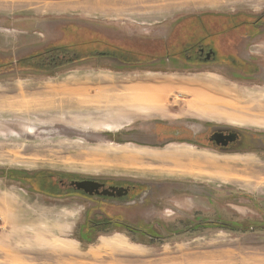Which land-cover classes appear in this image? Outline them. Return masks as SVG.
<instances>
[{"label":"rangeland","instance_id":"rangeland-1","mask_svg":"<svg viewBox=\"0 0 264 264\" xmlns=\"http://www.w3.org/2000/svg\"><path fill=\"white\" fill-rule=\"evenodd\" d=\"M239 9L264 14V0H0V264H264V152L226 156L175 140L163 149L129 140L140 123L177 117L264 134L254 110L264 112V72L236 82L229 73L120 68L69 53L91 37L72 22L160 37L182 30L189 15ZM98 90L155 100L118 119L124 110H108L110 99L94 104ZM85 97L91 102L80 106ZM85 179L177 181L166 189L187 193L148 218L173 230L158 229L161 239L145 244L127 231L78 232L90 204L70 186ZM180 213L209 222L188 230Z\"/></svg>","mask_w":264,"mask_h":264},{"label":"flooded vegetation","instance_id":"flooded-vegetation-1","mask_svg":"<svg viewBox=\"0 0 264 264\" xmlns=\"http://www.w3.org/2000/svg\"><path fill=\"white\" fill-rule=\"evenodd\" d=\"M210 14L189 15L179 26L182 30L175 33L169 31L160 37L143 33L121 34L97 22H72L74 28L90 31L91 37L89 41H85L86 44H81L83 47L75 48L69 53L105 57L110 60V64L120 68L166 73L193 70L223 72L229 73L234 79L231 81L236 82L257 79L264 72V14L252 15L244 9L234 13L217 11ZM129 131H132L129 140L140 145H153L158 149L165 148L175 140L187 143L188 147L194 146L197 150L226 156L264 152V134L228 124L201 122L200 119L177 117L160 123H140L139 128ZM124 139L123 136L120 138L121 141ZM92 181L101 185L93 195L76 190L77 198L90 204L86 220L80 225L78 232L99 234L106 231H127L132 233V237H140V242L145 244V238L161 239L154 232L173 230L162 219L148 218L156 213L158 215L167 206L171 207L174 203L172 200L187 193L184 188L176 193L166 189L169 186H179L172 183L177 181ZM114 189L123 190L119 193ZM106 191L112 195H104ZM67 193L69 192L63 194L68 195ZM180 216L186 218L185 227L191 224L188 230L205 227L204 223L209 222L201 215L189 217L180 213Z\"/></svg>","mask_w":264,"mask_h":264},{"label":"bare ground","instance_id":"bare-ground-1","mask_svg":"<svg viewBox=\"0 0 264 264\" xmlns=\"http://www.w3.org/2000/svg\"><path fill=\"white\" fill-rule=\"evenodd\" d=\"M167 1V0H166ZM170 1V0H169ZM173 1V0H172ZM218 0H214V2H217ZM103 2H104V0H103ZM128 1H126V3H127ZM162 3V2H161ZM164 3H166V2H164ZM101 4H102V2H101ZM164 7V6H163ZM141 87V86H140ZM138 88V87H137ZM98 89H102V88H100V87H98ZM129 89V88H128ZM144 89L146 90H150V91H152V92H154V91H156V92H158V90L159 89H161V88H159V87H155V86H147V87H144ZM130 90V89H129ZM140 90V89H139ZM87 92V91H86ZM94 92H97V91H94ZM88 93V92H87ZM88 95H89V97H93V96H91V93H88ZM97 95H98V97L97 96H95V97H93V99H95V100H92L93 102H94V104L97 106V107H100V105L102 104V102H104V100L106 101V102H104L105 103V105H107V102L109 101V99H110V104H109V107H108V110H109V108H111V109H115L116 111L118 110V109H123L124 110V112L122 113V114H120V113H118L119 111H117V116H115L116 118H118V119H124V118H126L127 116H129L130 114H138V113H140V112H144V111H146V110H148V106H149V103L150 102H152L153 100H155V98L154 97H152V95L151 94H138V93H136V94H126V95H122V96H115V95H112V94H109V93H107V92H104V91H100V90H98V92H97ZM100 96H103V97H105L104 98V100H102L103 98L102 97H100ZM158 96V95H157ZM101 100H102V102H101ZM67 100H65V102H66ZM70 101V100H69ZM76 101V100H75ZM264 101V100H263ZM74 102V101H73ZM77 102H79L80 103V106L82 105V106H87L86 104H89L90 102L89 101H87L86 100V97L85 98H83V99H79ZM70 103V102H69ZM72 103V102H71ZM64 104V102H62V104L61 105H63ZM60 105V106H61ZM76 106H77V103H76ZM261 107H259V106H256L255 108H254V110L256 111V112H259L260 113V115L262 116V118H263V120H264V112H262L261 111V109H260ZM253 114V113H252ZM109 115V114H108ZM116 115V114H115ZM256 116V115H255ZM260 116V117H261ZM261 119V118H260ZM249 121V120H248ZM256 122V121H255ZM258 123V122H257ZM262 123V122H261ZM263 124V123H262ZM114 254H116L115 252H114ZM131 256V255H130ZM132 256H134L133 254H132ZM138 256V255H137ZM128 257V256H127ZM135 257V256H134ZM149 257V256H148ZM84 258V257H83ZM111 258H112V256H111ZM85 259V258H84ZM130 259H132V258H130ZM141 259V258H140ZM185 263H187V262H185ZM189 263V262H188Z\"/></svg>","mask_w":264,"mask_h":264},{"label":"water","instance_id":"water-1","mask_svg":"<svg viewBox=\"0 0 264 264\" xmlns=\"http://www.w3.org/2000/svg\"><path fill=\"white\" fill-rule=\"evenodd\" d=\"M101 185L95 181L92 180H84V181H73L71 183V187L76 189L77 191H83L86 194L93 195L94 191L98 189ZM115 191H118L119 193L122 192L123 189H114ZM99 194V192L97 191ZM104 195H112L109 192H104ZM120 195V194H119Z\"/></svg>","mask_w":264,"mask_h":264},{"label":"trees","instance_id":"trees-1","mask_svg":"<svg viewBox=\"0 0 264 264\" xmlns=\"http://www.w3.org/2000/svg\"><path fill=\"white\" fill-rule=\"evenodd\" d=\"M39 193L44 194V195H47V196H51V194H53V193H51V192H47V191H41V192H39ZM84 235H87V234H83V236H82V234H81V238L84 239L85 242H92V241L95 240L94 237H93V238H89L88 235H87V236H84Z\"/></svg>","mask_w":264,"mask_h":264},{"label":"crops","instance_id":"crops-1","mask_svg":"<svg viewBox=\"0 0 264 264\" xmlns=\"http://www.w3.org/2000/svg\"><path fill=\"white\" fill-rule=\"evenodd\" d=\"M40 195H44V194H40ZM44 196H47V195H44ZM49 214H52L51 211H48ZM66 214V213H65ZM63 217V215H62ZM68 217V216H67ZM54 221V220H53ZM60 221H64L65 222V218L63 217ZM96 239V238H95Z\"/></svg>","mask_w":264,"mask_h":264}]
</instances>
